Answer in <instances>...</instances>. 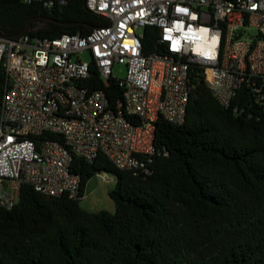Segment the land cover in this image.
<instances>
[{
    "label": "trees",
    "instance_id": "trees-1",
    "mask_svg": "<svg viewBox=\"0 0 264 264\" xmlns=\"http://www.w3.org/2000/svg\"><path fill=\"white\" fill-rule=\"evenodd\" d=\"M31 18L25 34L38 38L84 35L106 24L84 0L48 9L0 0V37ZM155 39L156 28L143 27L144 53L159 50ZM81 84L121 101L122 88L101 79L92 61ZM188 85L183 122L155 121L145 171L118 168L101 153L92 161L72 153L75 197L22 184L18 201L0 207V264H264V101L242 85L224 106L199 76L189 75ZM3 86L0 62V104ZM97 173L115 178L107 191L113 212L80 206Z\"/></svg>",
    "mask_w": 264,
    "mask_h": 264
},
{
    "label": "built area",
    "instance_id": "built-area-1",
    "mask_svg": "<svg viewBox=\"0 0 264 264\" xmlns=\"http://www.w3.org/2000/svg\"><path fill=\"white\" fill-rule=\"evenodd\" d=\"M23 1L47 9L66 2ZM84 5L106 24L84 35L0 37V207L18 201L22 184L45 195L75 197L79 176L69 169L72 153L87 161L101 153L118 168L145 171L155 121L184 120L189 75L199 76L221 105L242 85L264 101V0ZM145 26L156 28L160 51L143 52L137 29ZM83 51L87 61L80 58ZM91 61L101 79L113 78L122 88L121 101L110 102L103 90L81 84ZM115 63L124 66L123 78L111 74Z\"/></svg>",
    "mask_w": 264,
    "mask_h": 264
},
{
    "label": "rangeland",
    "instance_id": "rangeland-1",
    "mask_svg": "<svg viewBox=\"0 0 264 264\" xmlns=\"http://www.w3.org/2000/svg\"><path fill=\"white\" fill-rule=\"evenodd\" d=\"M138 32H143V28L139 27ZM80 58L84 61L89 59V53L83 51ZM111 74L116 78H123L125 75V68L123 65L115 63L112 67ZM111 178V181H106ZM115 178L109 173L105 175L94 174L85 184L84 195L80 199V206L88 211L106 210L114 211V203L108 197L107 191L114 187Z\"/></svg>",
    "mask_w": 264,
    "mask_h": 264
},
{
    "label": "water",
    "instance_id": "water-1",
    "mask_svg": "<svg viewBox=\"0 0 264 264\" xmlns=\"http://www.w3.org/2000/svg\"><path fill=\"white\" fill-rule=\"evenodd\" d=\"M38 18H40V19H44V20H49V21H54L53 19L48 18V17H38ZM33 19H34V18L29 19V20L26 22L25 26H24L19 32H17L16 34H14L12 37H17V36H19V35L24 34V33L26 32V30L28 29V27H29V25H30V23H31V21H32Z\"/></svg>",
    "mask_w": 264,
    "mask_h": 264
},
{
    "label": "crops",
    "instance_id": "crops-1",
    "mask_svg": "<svg viewBox=\"0 0 264 264\" xmlns=\"http://www.w3.org/2000/svg\"><path fill=\"white\" fill-rule=\"evenodd\" d=\"M112 179L111 178H107L106 181H111ZM83 197V196H82Z\"/></svg>",
    "mask_w": 264,
    "mask_h": 264
}]
</instances>
